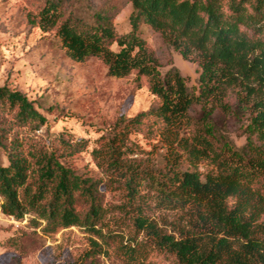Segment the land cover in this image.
Instances as JSON below:
<instances>
[{"label": "trees", "instance_id": "trees-1", "mask_svg": "<svg viewBox=\"0 0 264 264\" xmlns=\"http://www.w3.org/2000/svg\"><path fill=\"white\" fill-rule=\"evenodd\" d=\"M128 1L131 31L126 35L115 28L117 6L111 0L98 5L77 0L69 11L68 0H44L36 14L27 16L34 27L55 31L72 61L97 58L111 78L135 75L136 83L145 80L159 101L115 121L92 151L97 167L109 180L123 183L130 209L144 198V188L155 208L189 214V229L178 237L163 233L140 204L132 218L138 231L174 254L179 264H264V0ZM143 25L185 60L198 63V95L177 69L162 76L156 51L141 37ZM198 106L203 114L196 119L191 112ZM216 111L250 114L246 153L220 144L212 124ZM47 124L23 93L0 87L1 212L16 221L29 218L44 236L82 228L107 245L100 181L66 163L88 143L68 132L40 139L37 132ZM151 124L169 145L164 169L134 158L138 151L131 135ZM204 162L211 168L203 172ZM134 249L120 247L129 264H142ZM105 252L92 240L85 260L94 263Z\"/></svg>", "mask_w": 264, "mask_h": 264}, {"label": "rangeland", "instance_id": "rangeland-1", "mask_svg": "<svg viewBox=\"0 0 264 264\" xmlns=\"http://www.w3.org/2000/svg\"><path fill=\"white\" fill-rule=\"evenodd\" d=\"M43 1L0 0V87L7 85L23 93L47 118V126L37 132L40 139L47 141L68 132L87 141V149L66 163L80 175L100 181L99 196L105 210L103 234L109 240L106 245L82 228L44 236L32 227L29 218L16 221L4 216L0 209V264H129L131 259L126 250H120L122 245L135 247V257L142 264H179L174 254L159 248L150 236L138 231L132 218L137 215L140 204L143 215L153 220L163 233L178 237L189 229V214L155 208L152 194L144 188L140 190L144 198L137 199L130 209L123 183L109 180L92 157L98 140L110 133L118 118H132L156 107L159 101L145 80L140 85L136 83L135 75L111 78L105 64L97 58L84 63L68 58L55 31L44 32L28 21V14H36ZM101 1L104 0H94V3L98 5ZM111 1L117 6L115 28L120 35H126L131 31V4L128 0ZM76 2L68 0L67 11ZM141 37L156 51L162 76L177 69L186 78L189 91L200 93L198 63L185 60L148 26L141 27ZM202 114L201 106L191 112L196 119ZM212 124L220 144L226 143L239 154L249 150L248 112L230 115L216 111ZM148 127L131 135L138 151L134 158L164 169L170 156L168 142L156 136V127L152 124ZM150 128L152 133H148ZM181 165L184 169L188 167L184 160ZM210 168L209 162L200 165L203 172ZM92 240H97L106 251L94 263L85 260Z\"/></svg>", "mask_w": 264, "mask_h": 264}]
</instances>
